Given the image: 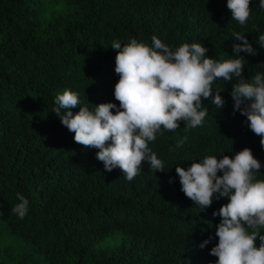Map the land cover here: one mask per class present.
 I'll return each mask as SVG.
<instances>
[{
	"label": "trees",
	"instance_id": "1",
	"mask_svg": "<svg viewBox=\"0 0 264 264\" xmlns=\"http://www.w3.org/2000/svg\"><path fill=\"white\" fill-rule=\"evenodd\" d=\"M234 32L256 50L240 53L252 83L264 74L259 0H250L243 26L232 19L227 0H0V264H215L210 251L221 218L213 212L228 198H214L201 211L181 191L175 167L249 148L261 163L255 178L264 180L261 138L233 112L236 77L213 82L201 126L186 128L181 121L175 131L157 133L148 146L163 171L143 161L132 181L119 168L107 172L99 150L77 144L53 110L64 90L77 93L90 110L119 106L114 41L151 46L156 36L173 49L200 43L210 58L243 59L233 55V44L242 43ZM216 90H222V109L211 104ZM17 193L29 201L23 219L11 212L20 202ZM115 234L121 235L117 244H102Z\"/></svg>",
	"mask_w": 264,
	"mask_h": 264
},
{
	"label": "clouds",
	"instance_id": "2",
	"mask_svg": "<svg viewBox=\"0 0 264 264\" xmlns=\"http://www.w3.org/2000/svg\"><path fill=\"white\" fill-rule=\"evenodd\" d=\"M259 7L264 9V0H259ZM227 8L241 26L247 23L250 0H227ZM232 37L242 41L233 44L234 56L243 57L241 52L256 54L245 34L234 32ZM257 43L264 47V35L258 36ZM111 48L117 51L115 73L119 80L114 97L119 106L101 103L90 110L80 106L77 93L64 90L56 95L58 107L53 110L62 125L74 133L77 144L99 150L97 159L107 172L119 168L132 181L143 161H148L151 169L163 171L162 160L148 142L154 141L162 129L175 131L181 121L186 128L201 126L208 113L206 107L202 108L203 101L212 97V84L220 78L226 82L237 78L230 91L233 112L247 118L248 127L264 147V74L257 73L252 83L247 82L244 57L217 60L206 56L208 49L200 43H184L173 49L156 36L151 37V46L131 39L123 46L114 41ZM221 91L216 90L211 99L219 109L225 106ZM77 106L79 111L74 114L72 109ZM220 156L193 159L188 167L176 166L181 191L201 211L210 207L214 198H228V203L213 212L214 217L221 218L215 228L218 243L210 251L218 258L215 264H264V235L259 236L258 247L256 243L257 230L264 228V180L254 175L260 172L261 163L249 148L231 157ZM17 199L20 202L11 212L23 219L29 201L21 193H17ZM248 229L253 231L249 233Z\"/></svg>",
	"mask_w": 264,
	"mask_h": 264
},
{
	"label": "rangeland",
	"instance_id": "3",
	"mask_svg": "<svg viewBox=\"0 0 264 264\" xmlns=\"http://www.w3.org/2000/svg\"><path fill=\"white\" fill-rule=\"evenodd\" d=\"M60 11L62 10V12L66 13L68 11V9L64 6H60L59 7ZM249 233H251L253 230L252 229H248ZM258 234H257V241L256 243L259 244V236L260 235H264V228H259L257 230ZM121 240V235L119 234H115V235H112V236H109L107 237V239H105L102 244L103 245H115L117 244L119 241Z\"/></svg>",
	"mask_w": 264,
	"mask_h": 264
}]
</instances>
